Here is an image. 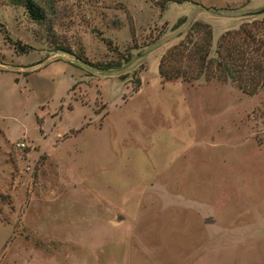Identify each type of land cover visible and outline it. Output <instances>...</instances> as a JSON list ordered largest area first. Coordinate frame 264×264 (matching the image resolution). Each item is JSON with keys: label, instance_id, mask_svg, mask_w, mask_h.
<instances>
[{"label": "rangeland", "instance_id": "374dc122", "mask_svg": "<svg viewBox=\"0 0 264 264\" xmlns=\"http://www.w3.org/2000/svg\"><path fill=\"white\" fill-rule=\"evenodd\" d=\"M34 1L0 0V264H264V89L159 74L264 0Z\"/></svg>", "mask_w": 264, "mask_h": 264}, {"label": "trees", "instance_id": "16d2710c", "mask_svg": "<svg viewBox=\"0 0 264 264\" xmlns=\"http://www.w3.org/2000/svg\"><path fill=\"white\" fill-rule=\"evenodd\" d=\"M22 6L36 23L45 22L44 10L34 0H7ZM250 16L238 29L224 32L212 54L209 25L196 22L184 41L170 48L159 64L161 78H182L192 82L206 79L232 81L243 92L254 94L264 89V14ZM57 49L67 50L61 46Z\"/></svg>", "mask_w": 264, "mask_h": 264}, {"label": "water", "instance_id": "95a60500", "mask_svg": "<svg viewBox=\"0 0 264 264\" xmlns=\"http://www.w3.org/2000/svg\"><path fill=\"white\" fill-rule=\"evenodd\" d=\"M261 14H264V7L254 10V11H249L246 13V15H249V16H258Z\"/></svg>", "mask_w": 264, "mask_h": 264}, {"label": "built area", "instance_id": "2783aa9c", "mask_svg": "<svg viewBox=\"0 0 264 264\" xmlns=\"http://www.w3.org/2000/svg\"><path fill=\"white\" fill-rule=\"evenodd\" d=\"M22 146L24 145V144H21Z\"/></svg>", "mask_w": 264, "mask_h": 264}]
</instances>
